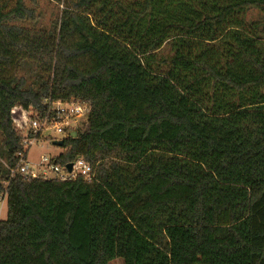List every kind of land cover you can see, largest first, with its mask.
I'll use <instances>...</instances> for the list:
<instances>
[{
    "label": "trees",
    "instance_id": "trees-1",
    "mask_svg": "<svg viewBox=\"0 0 264 264\" xmlns=\"http://www.w3.org/2000/svg\"><path fill=\"white\" fill-rule=\"evenodd\" d=\"M52 1L39 34L0 0V264H264V0ZM27 58L36 86L5 75ZM47 100L89 105L53 162L91 182L11 177Z\"/></svg>",
    "mask_w": 264,
    "mask_h": 264
},
{
    "label": "built area",
    "instance_id": "built-area-1",
    "mask_svg": "<svg viewBox=\"0 0 264 264\" xmlns=\"http://www.w3.org/2000/svg\"><path fill=\"white\" fill-rule=\"evenodd\" d=\"M49 109L45 113L30 110L24 124H17L16 130L23 139V150L17 154L15 168H9L11 177L17 174L27 179H43L46 181H72L78 177H84L88 182L93 179V168L83 158H78L72 163V170L67 165L55 164L54 157H42L38 163L28 162L29 149L42 137L43 133L52 130L56 136H61L62 141L72 137L73 132L81 131L88 120L90 107L79 100L50 101L47 100ZM55 138L54 141H60ZM7 184V183H6ZM6 200V195L0 198V203Z\"/></svg>",
    "mask_w": 264,
    "mask_h": 264
},
{
    "label": "rangeland",
    "instance_id": "rangeland-1",
    "mask_svg": "<svg viewBox=\"0 0 264 264\" xmlns=\"http://www.w3.org/2000/svg\"><path fill=\"white\" fill-rule=\"evenodd\" d=\"M38 12V20L36 22H12L11 24H16L20 27L28 29L30 32H36L39 34H47L50 30L55 27V23L60 15V11L63 9L62 5H58L52 0H39L37 6H35ZM259 18V12L250 11L248 13L247 19H257ZM5 75L7 77H16L18 79H24L26 86H36L39 83L40 77H49L48 73L41 70L34 61L28 58L24 63H19L17 65H12L5 69ZM62 139L61 136H56L52 130L45 131L41 139L33 145L28 152L27 160L29 163H38L42 157H57L64 150L53 144V139ZM3 134L0 130V163L4 164L7 152L3 144ZM7 219V201L0 203V220ZM109 264H123L121 259L114 260Z\"/></svg>",
    "mask_w": 264,
    "mask_h": 264
},
{
    "label": "water",
    "instance_id": "water-1",
    "mask_svg": "<svg viewBox=\"0 0 264 264\" xmlns=\"http://www.w3.org/2000/svg\"><path fill=\"white\" fill-rule=\"evenodd\" d=\"M77 133L76 132H73L72 133V138H75V137H77ZM64 141H62V140H60V141H54L53 142V144L55 145V146H58V147H60V148H62L63 146H64ZM67 168H68V170L69 171H71L72 170V163H70V164H67Z\"/></svg>",
    "mask_w": 264,
    "mask_h": 264
}]
</instances>
